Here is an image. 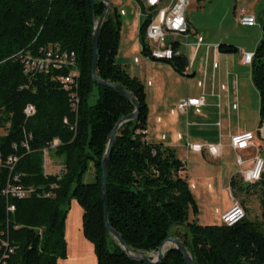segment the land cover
<instances>
[{
  "label": "trees",
  "instance_id": "obj_1",
  "mask_svg": "<svg viewBox=\"0 0 264 264\" xmlns=\"http://www.w3.org/2000/svg\"><path fill=\"white\" fill-rule=\"evenodd\" d=\"M145 10V2L140 1ZM106 8L100 0H0V264H59L66 257V207L75 199L82 207V232L94 247L96 264H142L132 260L105 227L101 184L102 160L115 124L134 112L122 94L92 80V36ZM140 25L142 52L148 57L146 29ZM121 16L113 7L102 24L97 76L127 90L137 101L139 117L119 129L110 155L108 220L126 244L144 254L155 253L161 243L178 238L195 264L264 263V174L257 187L261 221L246 218L233 227L201 226L190 221L196 202L186 179L185 166L176 151L146 140L148 105L143 84L116 62L121 41ZM74 52L79 86L72 109L70 92L59 79L69 69L26 74L21 54H38L41 48ZM234 51L230 46L220 49ZM182 72L186 60L168 61ZM253 82L260 96L264 119V39L252 61ZM36 113L27 117L25 108ZM54 140L62 170L45 174L44 150ZM28 147V149L26 148ZM16 158L13 170L5 166ZM94 167V181L84 183ZM18 176L19 180L14 181ZM33 191L27 197H6L8 184ZM237 183L232 180V185ZM9 207H14L13 211ZM178 230H182L180 235ZM5 256V257H4ZM160 264H186L170 249Z\"/></svg>",
  "mask_w": 264,
  "mask_h": 264
},
{
  "label": "crops",
  "instance_id": "obj_2",
  "mask_svg": "<svg viewBox=\"0 0 264 264\" xmlns=\"http://www.w3.org/2000/svg\"><path fill=\"white\" fill-rule=\"evenodd\" d=\"M108 1L111 3V9L113 7L117 9L122 21L116 62L131 77L137 78L145 88L148 105L146 140L176 151L185 166L181 176L189 184L195 201L203 197L209 200L219 192L228 191L232 202L234 199L232 192L244 184L241 172L252 166L255 157L264 159V140L258 133L263 122L260 104L256 110L257 114L253 115L247 102L251 90L254 89L258 96L259 93L253 82L252 63L245 65L242 61L244 53L255 54L264 38L256 30L253 45L242 47V50L221 42L206 43L203 33L199 34L187 16L192 31L186 39H182L178 49L186 60L185 69L180 72L171 63L153 60L143 54L139 30L143 22L141 13L144 8H141L139 0H135L138 8L134 10L119 8L117 1ZM260 1L254 0L257 3ZM242 11L256 17L257 25L253 28H257L258 8H247ZM221 45L230 46L234 51L220 49ZM192 98H203V105L188 107L181 113L177 108L179 101ZM245 131L255 133V140L251 147L239 153L245 161L240 166L237 163V153L230 146V138ZM196 143L219 146V156L211 158L206 152L193 153L189 145ZM210 158L219 164V171L211 167L203 180L199 177L190 179L189 165L206 170ZM234 159L238 167L235 174L226 167L231 164L227 160ZM228 174L231 175L226 183L225 176ZM232 180L237 183L235 186L232 185ZM224 211L217 210L216 213L221 218Z\"/></svg>",
  "mask_w": 264,
  "mask_h": 264
},
{
  "label": "rangeland",
  "instance_id": "obj_3",
  "mask_svg": "<svg viewBox=\"0 0 264 264\" xmlns=\"http://www.w3.org/2000/svg\"><path fill=\"white\" fill-rule=\"evenodd\" d=\"M111 1H117L119 3V8H133V10L134 8H138L135 0ZM189 3L190 6L188 8L187 16L189 20H191L194 28L199 31V34L202 35L203 33L206 43L208 41L221 42L238 47L239 50H242V47L253 45L256 38V30L264 38L262 32L264 0H261L259 3L254 2V0H203L201 5L198 0H189ZM255 7L259 10L257 28H246L240 25L238 22V15L242 12V9ZM167 40L172 41L171 38H168ZM247 102L250 112L253 115H256V110L259 107L260 101L259 96L254 89L253 91L251 90ZM4 134L5 131H0V135ZM46 158L50 163L45 170V174L52 175L59 173L63 166L62 159L56 157L54 150H50ZM227 161L231 163L226 165L227 169H231L235 174V172L238 171L235 159L234 161ZM211 167L217 168L216 171H219V164L214 163L211 158L207 162L206 170H201L194 165H189L188 176H190V179L191 177H199L203 180L205 175H208L207 171ZM211 170L215 171L214 169ZM94 172L95 169L91 166L90 171L85 175L83 182L92 183L94 181ZM230 175L231 174L225 176L227 177L226 183H228ZM258 190L257 187H254L250 188V190L235 189L232 192L237 203L245 209L247 218L253 221L262 220ZM195 202L196 211L191 207L189 211V219L190 221H197L201 226H211L209 223L221 225L220 215H218L216 211L218 210L221 212L222 210H227L232 204L228 191H225L224 193L219 192L209 200L205 197L202 199L197 198ZM65 209L64 234L66 257L61 258L59 264H96L97 258L94 247L84 238L82 232V207L75 199H72ZM178 232L180 235L183 234L182 230H178ZM171 237L176 238L174 236ZM155 253H149L146 255L155 256Z\"/></svg>",
  "mask_w": 264,
  "mask_h": 264
},
{
  "label": "built area",
  "instance_id": "obj_4",
  "mask_svg": "<svg viewBox=\"0 0 264 264\" xmlns=\"http://www.w3.org/2000/svg\"><path fill=\"white\" fill-rule=\"evenodd\" d=\"M145 2V10L141 13L143 21H147L146 29V47L148 50V57L153 60L158 61H172L174 57L181 56L179 50H174V48L169 47L168 38L178 39L182 42V39H186L191 33V28L188 24L187 12L190 6L189 0H139ZM200 4L203 0H199ZM238 22L240 25L246 28H253L257 25V19L255 16L249 15L244 11L240 12L238 15ZM254 53H244L242 61L245 65H249L254 60ZM20 59L25 66L26 74L33 73H49L53 70L69 69L66 76L59 79L62 88L65 91L70 92L72 109L77 110L75 107V90L79 86V69L77 67V57L74 52L61 51L56 48L48 47L41 48L37 55H32L31 53H26L20 55ZM203 98L197 99H185L178 103V110L182 113L185 112L188 107H200L203 105ZM36 113V109L33 105H27L25 108V114L27 117H32ZM258 133L264 140V119L258 129ZM255 140V133L250 131H245L237 133L230 138V146L237 153V163L242 166L245 161L239 154L241 151L247 150L251 147ZM59 140H54L49 149L44 150V158L47 160L48 152L50 150H55L59 146ZM190 150L193 153H204L206 152L211 158H217L220 154L219 146L216 145H202V144H191ZM28 149V147L26 146ZM45 160L44 168L45 170L49 166V161ZM16 158L10 157L5 166L13 170ZM2 156L0 155V165H2ZM62 168L60 169L61 172ZM258 172H264V159L257 156L253 159L252 166L249 169L243 170L241 172V178L245 185H248L249 180L252 176L257 175ZM19 177L16 176L14 181L17 182ZM32 189L25 190L20 186H15L14 184H8L7 188L3 194L8 197L24 198L27 197ZM10 211L14 210V207H9ZM240 220V207L237 205V201L232 199L231 206L224 211L221 215V225L227 227H233L238 223L242 222ZM8 248L9 253L13 252L10 248L8 242H3L0 246ZM5 257V256H4Z\"/></svg>",
  "mask_w": 264,
  "mask_h": 264
},
{
  "label": "water",
  "instance_id": "obj_5",
  "mask_svg": "<svg viewBox=\"0 0 264 264\" xmlns=\"http://www.w3.org/2000/svg\"><path fill=\"white\" fill-rule=\"evenodd\" d=\"M98 1L100 0H92V3L95 4ZM102 1L106 4L105 10L103 11V13L98 19L94 16L95 26L93 30V36H92V70H91L92 80L100 86L110 88L112 90L119 92L120 94L125 96L135 107V110L133 113L121 118L115 124L113 130L111 131L109 135L106 152L102 160L101 184H102V194H103V202H104L106 230L118 242L119 246L123 249V251L132 260L136 262H139L142 264H160L162 261L165 260L166 254L170 249H176L181 253L186 264H195L189 252L187 251L186 247L182 243V241H180L177 238H173L170 236L169 238H167L161 243L160 247L155 253V256H148L141 251H136L130 248L126 244L122 236L114 228H112L109 223L108 206H107V185H108L110 155H111L112 148L115 142V137L119 129L121 128V126L124 125L125 123L136 120L139 117V106H138L136 99L123 87L117 84L102 80L97 76V62H98V56H99V40H100L101 27L107 16V13L111 9V3L108 0H102ZM262 32L264 35V19H263Z\"/></svg>",
  "mask_w": 264,
  "mask_h": 264
},
{
  "label": "bare ground",
  "instance_id": "obj_6",
  "mask_svg": "<svg viewBox=\"0 0 264 264\" xmlns=\"http://www.w3.org/2000/svg\"><path fill=\"white\" fill-rule=\"evenodd\" d=\"M180 46L181 42L178 39H172V41H169V47L174 48V50H178ZM263 174L264 172H258L257 175L252 176L251 180L248 182V185H257L261 181ZM237 205L240 207V220H244L246 218V211L239 203H237Z\"/></svg>",
  "mask_w": 264,
  "mask_h": 264
}]
</instances>
